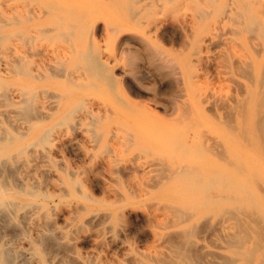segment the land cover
I'll list each match as a JSON object with an SVG mask.
<instances>
[{
	"label": "rangeland",
	"instance_id": "374dc122",
	"mask_svg": "<svg viewBox=\"0 0 264 264\" xmlns=\"http://www.w3.org/2000/svg\"><path fill=\"white\" fill-rule=\"evenodd\" d=\"M50 1L67 37L0 27V264H264V0ZM70 39L115 84L76 56L78 87L11 73L14 50L48 70Z\"/></svg>",
	"mask_w": 264,
	"mask_h": 264
},
{
	"label": "bare ground",
	"instance_id": "6f19581e",
	"mask_svg": "<svg viewBox=\"0 0 264 264\" xmlns=\"http://www.w3.org/2000/svg\"><path fill=\"white\" fill-rule=\"evenodd\" d=\"M170 1V0H169ZM36 3V2H35ZM34 3V4H35ZM148 5V4H147ZM246 7V6H245ZM59 8V5H58V3L57 2H55V1H50V0H40V1H38L37 2V5L35 4V6L33 5L32 6V4H29V3H25V4H23V5H15V6H13L12 8H11V11H10V13H9V15H8V17L6 18V19H3V18H1L0 19V27L1 28H3V27H5V26H7L8 28H9V30H10V33H11V35H12V37H14V41H16L15 39H17L18 41L20 40V41H22V43L24 42V43H29V45H30V42L29 41H31V40H33V38H34V36H36V37H39V36H47V35H59V36H64V37H67L65 34L63 35V33H61V35H60V31L62 30V28H67L68 27V29H70L72 26L69 24V23H67V22H65L64 21V19L62 20L59 16H58V14H57V11L59 10L58 9ZM129 8V7H128ZM138 10V9H137ZM224 12V11H223ZM238 13V12H237ZM240 14V13H239ZM209 15V14H208ZM247 18V17H246ZM252 20H253V17H252ZM69 21V20H68ZM250 22H251V20H250ZM254 22V21H253ZM71 23V22H70ZM255 23H258V22H255ZM261 23V22H260ZM260 23L258 24V25H260ZM258 25H256V26H258ZM248 26V25H247ZM252 28H253V26H252ZM250 29V28H249ZM257 31V30H256ZM261 31V30H260ZM249 32V31H248ZM264 32V31H263ZM257 33H259V32H257ZM92 34V33H91ZM261 35H262V32L260 33ZM93 35V34H92ZM260 35V36H261ZM58 36V37H59ZM64 37H62V38H64ZM264 37V36H263ZM2 38V37H1ZM72 38V37H71ZM62 40V39H61ZM64 40H65V38H64ZM127 42V41H126ZM24 43H23V45H24ZM26 45V44H25ZM69 47H68V49L65 51V53H67V56H65L66 57V60L65 59H61V58H58L59 60L57 61V63H56V65H58V67H54V68H51V67H53V66H51L50 67V69L48 68V70H44V69H41V68H43V67H41V68H39V66H37V68L36 69H33V67L31 66V64H30V60L28 59V57L26 58V54H27V49H26V46H25V48L24 49H22V50H14V52H13V56H12V58H11V62H10V71H11V73L12 74H15L16 76H22V77H27V78H29V79H32V80H34V81H36V82H41V81H43V80H45V79H48V78H57V77H59V76H61V77H65L66 78V80L67 81H69L70 83H73L74 84V86H76V87H78L77 86V83H78V81L80 82L81 80H82V77H83V75H82V73H79V74H81L79 77V79L78 78H76L75 77V74L74 73H72L71 71H70V69L67 67V65H68V63L67 62H69V60L70 59H72L74 56H76V57H78V59H80V60H82L83 62H84V66H83V69H85L87 72H88V74L90 73L91 75H94V77L93 78H95V76L96 77H98L99 79H98V81H100V80H102V78L103 79H105V80H107L108 81V83L109 84H115V79H114V77L112 76V74H111V71H110V69H111V67L107 64V63H105L104 61H103V58L101 57V53L97 50V49H90V50H87V51H81V50H79V49H77L76 48V43L73 41V40H71L70 39V42H69ZM92 45V44H91ZM93 46V45H92ZM22 51H24V52H22ZM35 53V52H34ZM36 54V53H35ZM56 54H58V57H60V54L58 53V52H56ZM42 55H44V53L42 54ZM41 55V56H42ZM45 56H46V54H45ZM149 56H152V55H149ZM42 57H44V56H42ZM47 57V56H46ZM28 60V61H27ZM55 63V62H54ZM76 63V62H75ZM74 63V64H75ZM78 66V65H77ZM79 67V69H80V66H78ZM139 67V66H138ZM75 68H77V67H75ZM74 68V69H75ZM141 69V68H140ZM143 69V68H142ZM78 71V70H77ZM86 71H85V73H86ZM139 71H141V70H139ZM77 73V72H76ZM84 74V73H83ZM89 74V75H90ZM148 74V73H147ZM88 75V76H89ZM77 76V75H76ZM65 78H64V80H65ZM81 79V80H80ZM90 79V78H89ZM92 79V78H91ZM96 79V78H95ZM107 84V83H106ZM78 85L80 86V83H78ZM108 86H110V85H108ZM31 87V86H30ZM29 87V88H30ZM112 88V87H111ZM114 88V87H113ZM96 89V88H95ZM30 90V89H29ZM71 90V89H70ZM40 91V90H39ZM69 93H71L72 94V90L71 91H69ZM68 93V94H69ZM24 95L25 94H27L26 95V97H25V101H24V103L25 104H27V105H24L25 107L27 106V107H30V108H28V109H30V111L31 110H33L34 108H32V103H31V101H34V99H35V95L36 94H34V93H32V92H30V91H27V92H25V93H23ZM67 94V95H68ZM24 95H23V97H24ZM23 100V99H22ZM12 102V101H11ZM23 103V102H22ZM80 106H82V103L80 104ZM24 107V108H25ZM47 107V106H46ZM44 108V107H43ZM26 109V108H25ZM78 109H81V108H78ZM50 110V109H49ZM74 112H75V110H74ZM88 112V111H87ZM89 113H91V112H89ZM34 114V113H33ZM47 115H49V114H47ZM67 116H68V114H67ZM67 116H65V117H67ZM48 117V116H47ZM90 118V117H89ZM91 119V118H90ZM91 120H94V119H91ZM34 121V120H33ZM62 122V121H61ZM41 123V122H40ZM91 124H93V122H90ZM96 123V122H95ZM7 132V131H6ZM2 133V132H1ZM7 133H9V132H7ZM27 133V132H26ZM47 131H44V132H42L41 134H40V138H39V140H40V142H42L43 141V139H45L46 138V136H47ZM50 134V133H49ZM130 134V133H129ZM20 135H21V133H20ZM131 135V134H130ZM2 136H4V135H2ZM9 136H11L10 134H9ZM5 138H6V136L3 138L2 137V139H4V141H5ZM11 139H14V137L12 138V137H10ZM8 139H9V137H8ZM10 139V140H11ZM48 138H46V140H47ZM176 139V138H175ZM42 140V141H41ZM2 141V140H1ZM44 142V141H43ZM42 142V143H43ZM177 142H178V140H177ZM9 143V142H8ZM11 143V142H10ZM178 144V143H177ZM186 143H184V145H185ZM180 145V144H179ZM187 145V144H186ZM180 146H183V145H180ZM177 147V146H176ZM179 147V146H178ZM188 147V146H187ZM185 148V147H184ZM183 148V149H184ZM20 150H22V149H20ZM19 150V151H20ZM12 154V153H11ZM5 157V156H4ZM8 159V158H7ZM8 162V161H7ZM1 164V163H0ZM9 166V165H8ZM11 166V165H10ZM1 167V166H0ZM182 170V169H181ZM188 170V169H187ZM2 171V170H1ZM183 171H185V169L183 170ZM189 171V170H188ZM191 172H192V170H190ZM195 171H197V170H195ZM178 173V172H177ZM181 173V172H180ZM185 173H190V172H185ZM185 173L184 174H182V175H185ZM192 173H195L194 175H196L197 176V173H199V171L196 173V172H194V170H193V172ZM179 174V173H178ZM201 174V173H200ZM213 175V174H212ZM218 176H220L219 174H217ZM188 176H190V174H188L187 175V177ZM195 176V177H196ZM199 176V175H198ZM198 176H197V178H198ZM204 176H206V175H204ZM225 176V175H224ZM224 176L223 175H221V177L220 178H218V179H216V180H220L222 177H223V179L222 180H224ZM183 177V181L185 182L186 180H188V179H190L191 178V176H190V178L188 177ZM208 177H211V176H208ZM216 177V176H215ZM187 178V179H186ZM197 178H191V182H192V180H196ZM227 178V177H226ZM180 179V178H179ZM185 179V180H184ZM207 179H209V178H207ZM206 179V180H207ZM181 180V179H180ZM201 181L202 180V182H204L203 181V179L201 178H198V181ZM199 181V182H200ZM209 182H212V181H210V180H208ZM226 181H228V180H226ZM187 182V181H186ZM194 182V181H193ZM192 182V183H193ZM199 182H196L197 184L199 183ZM201 182V183H202ZM209 182H205V184L207 185V183H209ZM220 182V181H219ZM195 183V182H194ZM193 183V184H194ZM195 183V184H196ZM213 183V182H212ZM229 183H232V182H229ZM195 184H194V187H195ZM203 184V183H202ZM228 184V182L226 183V185ZM233 184V183H232ZM204 185V184H203ZM208 185H210V184H208ZM224 185H225V183H224ZM3 186V185H2ZM212 186V185H211ZM221 186L223 187V184H221ZM233 186L235 187V189H239L242 193H244L246 190H244V189H240V187H238V185L237 186H235L234 184H233ZM9 187V186H8ZM191 187H193V185L191 186ZM208 187H210V186H208ZM208 187H206V189L208 190L209 188ZM226 187L227 186H225V187H223V188H225L226 189ZM230 188L229 189H231V190H233L234 189V187H232L231 188V186H229ZM237 187V188H236ZM6 188V187H5ZM188 188V187H187ZM197 188H198V186H197ZM203 188V187H202ZM0 189H4V187L3 188H1L0 187ZM7 189V188H6ZM5 189V190H6ZM184 189V188H183ZM186 189V188H185ZM195 189H196V187H195ZM203 189H205V186H204V188ZM203 189H201V190H203ZM182 190V189H181ZM191 188H190V190H189V192H188V190H187V192H188V194H190V192H191ZM197 191H199V189H196ZM211 190H213L212 188H211ZM9 191H11V190H9ZM213 191H215V190H213ZM184 192V191H183ZM186 192V193H187ZM193 192V191H192ZM200 192V191H199ZM203 191H201V193H202ZM205 192V191H204ZM207 192V191H206ZM205 192V193H206ZM210 192V191H209ZM217 192H219V191H217ZM231 192V191H230ZM5 193V192H4ZM6 193H7V190H6ZM11 193H12V191H11ZM19 193V192H18ZM28 193V192H27ZM214 193L215 192H213L212 194L214 195ZM246 193H249L248 191L246 192ZM10 194V193H9ZM29 194H30V192H29ZM193 194V193H192ZM211 194V193H210ZM217 194V193H216ZM215 194V195H216ZM222 194V193H221ZM220 194V195H221ZM230 194H232V193H230ZM3 193L1 194L0 193V203L1 204H3L4 203V197H3ZM204 195H206V194H204ZM212 195V196H213ZM219 195V196H220ZM227 195V194H226ZM226 195H223L224 196V198H222L221 196V198L219 199V200H217L218 202H221L222 203V201H225L226 199L228 200L229 199V197H230V199H229V201H231L232 202V200H231V197H233V195L231 196H226ZM235 195H238V194H236L235 193ZM248 196H249V194H247ZM206 196H209V194L208 195H206ZM217 196V195H216ZM240 196V195H239ZM248 196H246V198L247 199H250V198H248ZM202 197V196H201ZM214 197V196H213ZM227 197V198H226ZM244 198H242V197H240V199H242L243 200V203H244V200H246L245 199V196H243ZM206 198V197H205ZM212 198V197H211ZM211 198H210V200H211ZM234 198H236V197H233L232 199H234ZM202 199V198H201ZM209 199V198H208ZM215 199H217V198H215ZM221 199H222V201H221ZM224 199V200H223ZM238 199V200H237ZM238 197L235 199L236 200V203H240V205H241V203H242V201L240 200ZM251 199L252 200H248V203H250V201H253L254 199H253V197H251ZM203 200V199H202ZM210 200H209V202H210ZM234 200V201H235ZM6 201V200H5ZM241 201V202H240ZM7 202V201H6ZM213 202H215V201H213ZM246 202V201H245ZM7 203H9V202H7ZM206 203H207V200H206ZM234 203V202H233ZM235 203V204H236ZM242 203V204H243ZM202 204H205L204 203V201H203V203ZM238 204H236V205H238ZM246 204V203H245ZM245 204H243V208L245 207ZM4 205V204H3ZM237 206V209H241V206ZM251 205H253V204H251L250 203V205H248L249 206V208H253L254 209V207H255V204H254V207H252ZM1 206V205H0ZM3 207V206H2ZM187 207V206H186ZM238 207H240V208H238ZM259 207L257 206V209H258ZM244 209H246V207L244 208ZM256 209V208H255ZM189 210V209H188ZM191 210V209H190ZM248 210V209H247ZM177 215V214H176ZM178 217H179V215H177ZM181 219V218H180ZM179 220V219H178ZM6 252V251H5ZM5 252L3 253V254H5ZM7 254H8V252H7ZM6 255V254H5ZM9 255V257H7V260H8V258H10V254H8ZM5 257V256H4ZM6 259V258H5ZM6 260V261H7ZM3 261H5V260H3ZM5 261V262H6ZM2 263V262H1ZM8 263V262H7ZM10 263V262H9ZM11 263H13V262H11Z\"/></svg>",
	"mask_w": 264,
	"mask_h": 264
}]
</instances>
